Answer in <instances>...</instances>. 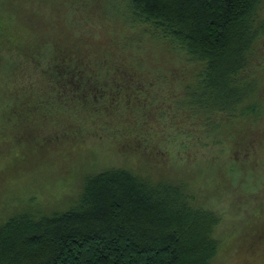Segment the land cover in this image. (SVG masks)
Returning a JSON list of instances; mask_svg holds the SVG:
<instances>
[{
    "label": "trees",
    "instance_id": "obj_1",
    "mask_svg": "<svg viewBox=\"0 0 264 264\" xmlns=\"http://www.w3.org/2000/svg\"><path fill=\"white\" fill-rule=\"evenodd\" d=\"M90 141L159 172L224 153L264 195V0H0V153ZM219 224L183 181L106 167L0 218V264H211Z\"/></svg>",
    "mask_w": 264,
    "mask_h": 264
},
{
    "label": "rangeland",
    "instance_id": "obj_2",
    "mask_svg": "<svg viewBox=\"0 0 264 264\" xmlns=\"http://www.w3.org/2000/svg\"><path fill=\"white\" fill-rule=\"evenodd\" d=\"M1 1L23 7L28 4V0ZM31 4L35 9L39 6L36 2ZM8 18L13 19L9 15ZM9 151L0 153L2 220L27 208L66 209L80 195L88 174L112 166L132 167L153 179L158 180L162 174L171 180L183 181L195 197L196 205L216 215L221 245L211 264H264V195L245 194L237 188L239 185L234 178L238 170L228 162L226 166L224 153L206 163L201 160L195 163L178 155L172 158L165 171L159 172L137 164L129 165L127 160L131 161L120 156L109 141L60 146L57 152L45 150L44 153L42 150L15 165L8 164L14 157ZM22 151L24 148L16 153Z\"/></svg>",
    "mask_w": 264,
    "mask_h": 264
}]
</instances>
